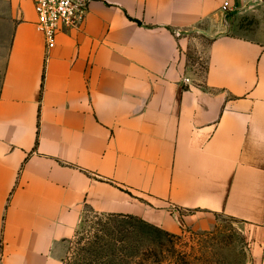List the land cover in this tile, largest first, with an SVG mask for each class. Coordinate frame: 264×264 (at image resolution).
Returning a JSON list of instances; mask_svg holds the SVG:
<instances>
[{
  "label": "crops",
  "instance_id": "crops-1",
  "mask_svg": "<svg viewBox=\"0 0 264 264\" xmlns=\"http://www.w3.org/2000/svg\"><path fill=\"white\" fill-rule=\"evenodd\" d=\"M35 2L0 0V264H64L86 210L224 215L264 264V0L98 2L49 53Z\"/></svg>",
  "mask_w": 264,
  "mask_h": 264
},
{
  "label": "rangeland",
  "instance_id": "rangeland-1",
  "mask_svg": "<svg viewBox=\"0 0 264 264\" xmlns=\"http://www.w3.org/2000/svg\"><path fill=\"white\" fill-rule=\"evenodd\" d=\"M199 41L200 46L189 51L188 62L196 79L204 78L208 68L209 41ZM215 218L206 228L186 226L171 233L138 218L86 210L69 248L84 238L96 249L119 248L123 264H253L255 227L224 215ZM118 239L122 241L117 244Z\"/></svg>",
  "mask_w": 264,
  "mask_h": 264
},
{
  "label": "built area",
  "instance_id": "built-area-1",
  "mask_svg": "<svg viewBox=\"0 0 264 264\" xmlns=\"http://www.w3.org/2000/svg\"><path fill=\"white\" fill-rule=\"evenodd\" d=\"M107 0H36L37 28L46 43L47 53L57 46V38L81 30L93 4ZM227 18L233 11L229 2L222 8Z\"/></svg>",
  "mask_w": 264,
  "mask_h": 264
},
{
  "label": "trees",
  "instance_id": "trees-1",
  "mask_svg": "<svg viewBox=\"0 0 264 264\" xmlns=\"http://www.w3.org/2000/svg\"><path fill=\"white\" fill-rule=\"evenodd\" d=\"M108 216L110 217L128 216V217L138 218L131 215H117V216L108 215ZM121 241H122L121 239H118L115 242L118 244V242ZM87 243H88V247H86ZM119 251H120L119 248L115 249L111 246L109 250H106L104 248L96 249L93 246L91 247L90 242L86 241V239L79 238V240L74 245V247L69 248V256L67 257V259H65L64 264H123L124 257H122V254H119ZM119 258L121 259V261L119 260ZM114 259L118 260V262L115 263Z\"/></svg>",
  "mask_w": 264,
  "mask_h": 264
},
{
  "label": "water",
  "instance_id": "water-1",
  "mask_svg": "<svg viewBox=\"0 0 264 264\" xmlns=\"http://www.w3.org/2000/svg\"><path fill=\"white\" fill-rule=\"evenodd\" d=\"M225 17L227 18V16L225 15Z\"/></svg>",
  "mask_w": 264,
  "mask_h": 264
}]
</instances>
